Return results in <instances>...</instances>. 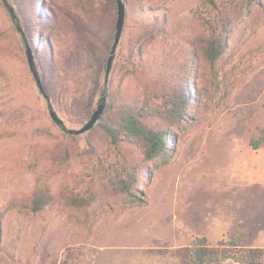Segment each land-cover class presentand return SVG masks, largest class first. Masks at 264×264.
<instances>
[{
	"label": "rangeland",
	"instance_id": "374dc122",
	"mask_svg": "<svg viewBox=\"0 0 264 264\" xmlns=\"http://www.w3.org/2000/svg\"><path fill=\"white\" fill-rule=\"evenodd\" d=\"M8 2L24 36L0 0V264H190L189 250L203 237L229 250V259L213 264H245L238 260L249 248L260 250L264 264V145L252 146L264 128V12L256 6L241 16L230 6L236 24L215 75L200 50L204 32L195 16L208 0L131 2L167 19L158 39L174 44L175 61L199 60L187 67L194 98L186 121L168 126L150 118L169 138L166 152L146 161L138 143L114 147L99 125L75 135L55 124L26 56L25 39L54 109L67 128H81L104 87L116 3ZM119 67L109 78L114 97L107 91L113 111L127 81ZM124 170L132 193L116 188ZM37 177L48 179L54 201L33 212ZM222 177L223 193L214 198ZM72 193L91 197V205H71Z\"/></svg>",
	"mask_w": 264,
	"mask_h": 264
},
{
	"label": "trees",
	"instance_id": "16d2710c",
	"mask_svg": "<svg viewBox=\"0 0 264 264\" xmlns=\"http://www.w3.org/2000/svg\"><path fill=\"white\" fill-rule=\"evenodd\" d=\"M112 1L115 4V0ZM123 1L127 8L124 39L119 47L120 60L114 63L112 71L118 68L120 62L123 67H119V71L124 69V80L127 81H124V87L118 94L119 103L114 111V106L108 104L96 125H99L110 145L119 147L125 141L132 140L142 147L144 159L152 161L166 152L169 134L167 129L150 126L149 120L160 116L168 121V126L186 121L187 110L193 105L194 98L189 82L192 76L189 75L187 67L192 68L191 65L199 63V60L190 56L189 64L186 60L175 61L174 44L158 39L166 34L167 19L147 16L146 9L131 5L135 0ZM208 5L206 11H199L195 16L204 32L199 44L200 50L211 72L216 75L219 61L230 47V36L236 24L235 17L230 13V6L237 9L242 16L256 6L264 12V0H208ZM11 19L13 28H17L16 21ZM183 53L190 55L191 52ZM148 72L151 77H147ZM180 72H187L185 80H177ZM108 89L113 98V82H109ZM259 139L260 141L252 142L255 149L264 145V128ZM115 177L118 178L116 188L119 192L132 193L129 171L124 170L122 175ZM53 201L48 179L37 177L28 207L33 212H39L52 205ZM67 201L76 207H87L91 205L92 198L72 193L67 196ZM2 221L0 216V253L3 244ZM228 251L227 248L218 249L210 245L203 237L196 240L189 250V262L217 263L231 257ZM244 255L246 258L238 261L259 264V249L249 248ZM247 258H250V261Z\"/></svg>",
	"mask_w": 264,
	"mask_h": 264
},
{
	"label": "water",
	"instance_id": "95a60500",
	"mask_svg": "<svg viewBox=\"0 0 264 264\" xmlns=\"http://www.w3.org/2000/svg\"><path fill=\"white\" fill-rule=\"evenodd\" d=\"M2 1L4 2L5 6L11 12L12 18L16 21L18 31L24 36V32H23L21 26L19 25L18 18L14 12L13 7L9 4L8 0H2ZM115 3H116V9H117L115 33H114V37H113V43L111 46L110 54L107 58L105 78H104V87L101 91L100 99H99L96 110L91 114L89 119L79 129L67 128L64 120L58 115V113L54 109L53 105L50 102L49 96L46 93V90L44 88L40 73L38 71L37 64L35 61L34 51L31 47V45L25 39L26 56H27L28 65H29V68L33 74L35 81H36L38 89L44 95V97L47 99L50 117L55 124H57L62 130H64L67 133L80 135V134H84V133L90 131L91 129L94 128L96 123L101 119V117L104 113V110L106 108L109 78H110L111 70H112V67H113V64L115 61V57L117 54L118 46H119L121 39H122V36H123L125 23H126V14H127L126 4L123 0H115Z\"/></svg>",
	"mask_w": 264,
	"mask_h": 264
},
{
	"label": "crops",
	"instance_id": "0c3cea01",
	"mask_svg": "<svg viewBox=\"0 0 264 264\" xmlns=\"http://www.w3.org/2000/svg\"><path fill=\"white\" fill-rule=\"evenodd\" d=\"M239 162L240 161L238 160V163L236 165V169H234L233 173H235L236 171H238V169H239V167H238L239 166ZM223 180H224V178L222 177L220 179V182H219L220 184H218L217 188H215V190H211L212 193H213V197L214 198H220V196L222 195V193H223V187H222Z\"/></svg>",
	"mask_w": 264,
	"mask_h": 264
}]
</instances>
